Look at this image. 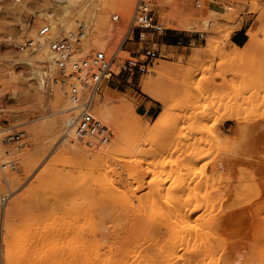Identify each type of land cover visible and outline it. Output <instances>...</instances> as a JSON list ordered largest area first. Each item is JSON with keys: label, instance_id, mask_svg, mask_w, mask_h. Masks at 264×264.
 <instances>
[{"label": "rangeland", "instance_id": "1", "mask_svg": "<svg viewBox=\"0 0 264 264\" xmlns=\"http://www.w3.org/2000/svg\"><path fill=\"white\" fill-rule=\"evenodd\" d=\"M85 1L95 39L121 15L119 42L136 0L127 13L111 0L72 10ZM59 9L0 0V149L4 164L15 162L0 165V264H264V0H158L167 29L143 41L131 32L125 50L154 46L161 57L131 82L126 73L106 82L91 109L100 131L79 142L64 134V89L35 87L5 60L16 53L6 33L30 36L42 12ZM246 20L258 36L248 53L231 42Z\"/></svg>", "mask_w": 264, "mask_h": 264}, {"label": "built area", "instance_id": "2", "mask_svg": "<svg viewBox=\"0 0 264 264\" xmlns=\"http://www.w3.org/2000/svg\"><path fill=\"white\" fill-rule=\"evenodd\" d=\"M205 1L196 0L197 7H202ZM20 2L12 0L13 4ZM65 4H60L59 11L42 12L43 16L39 15L38 19L40 25L30 36L6 33L3 46L6 52H16L11 56L5 55V60L12 64L10 73L26 75L31 85L40 89H64L69 97L65 130L71 132L90 127L93 122L92 106L106 82L114 77L121 81L123 73H126V81L131 82L135 76L148 73L161 57L160 50L154 46H148L136 55L126 51L129 34L136 32L139 40L143 41L147 31L161 33L167 27L155 9L158 0H136L130 27L119 42L115 43V37L111 35L121 21L119 13L111 15V24L103 28V36L95 39L92 31L94 17L92 11L88 12V1L67 13ZM198 36L206 40V32H199ZM181 40L182 37L179 43ZM44 46L48 49V58L41 59L39 51ZM123 52H128L130 56L124 57ZM16 136L12 133L7 139ZM14 165L13 160L5 163L3 171L14 168ZM7 196H1L4 202Z\"/></svg>", "mask_w": 264, "mask_h": 264}, {"label": "bare ground", "instance_id": "3", "mask_svg": "<svg viewBox=\"0 0 264 264\" xmlns=\"http://www.w3.org/2000/svg\"><path fill=\"white\" fill-rule=\"evenodd\" d=\"M57 1V3L58 4H62L63 2H65L66 4L64 5V9H65V12L67 13V12H69L70 11V9H72L73 7H76V6H78V4L82 1V0H56ZM113 3H115V2H117L118 4H119V6H123V9H124V13L126 12L127 13V11H128V9H130V1H132V0H111ZM93 2V1H92ZM93 4V3H92ZM91 6V5H90ZM92 7V6H91ZM95 7V6H94ZM48 16H50V15H48ZM248 35H249V39H248V41L246 42V44H244L243 46H235V48L236 49H238V50H241L242 52H244V53H248L249 51H251V50H253L254 48H255V46H256V44H257V40H258V36H257V34H256V32L253 30V29H250L249 30V32H248ZM40 51H41V57H42V59H46V58H48V49H47V47H41V49H40ZM168 65H164V64H162V65H159V70H160V72H165L167 69H168ZM156 72V71H155ZM143 91L144 92H146L148 95H150L151 97H154V98H157V95H156V93H155V91H154V85H153V83L151 82V81H145L144 82V84H143ZM103 115V114H102ZM102 117V116H101ZM230 118V117H229ZM233 118V117H232ZM262 122H259V124L260 125H258V126H260V127H258L259 129H261V124ZM101 124H103V119L101 118V123H99L98 125H93V126H91V127H88V128H85V129H83V130H78V131H76V130H73V131H71V132H66V133H64V134H67V135H69V136H72V137H74V139H75V141L76 142H79V141H84L86 138H88V137H91V136H97L98 135V133H99V131H100V128H101ZM65 127V126H64ZM262 127H264L263 125H262ZM264 129V128H263ZM262 130V129H261ZM61 131H62V129H61V127L60 126H58V127H56V132L58 133V134H60L61 133ZM263 131V130H262ZM20 133H22V132H20ZM68 145V144H67ZM2 160H3V157H2V155H1V149H0V165H2V164H4V162H2ZM1 179V178H0ZM2 181H4V180H2ZM4 182H6L7 184H11L12 183V176L11 177H9L8 179H6ZM119 188V187H118ZM112 189V188H111ZM115 189V188H114ZM119 189H121V188H119ZM116 190V189H115ZM116 192V191H115ZM0 199H1V197H0ZM6 209H8V208H6ZM172 212V211H171ZM175 213H176V211H174ZM174 212H172V213H174ZM168 213V212H167ZM178 213V212H177ZM5 214H6V210L3 212V214H2V220H4V216H5ZM140 215V214H139ZM170 215V214H169ZM170 217V216H169ZM179 217V216H178ZM181 217V216H180ZM167 218V217H166ZM164 221H165V219H163ZM170 220V219H169ZM173 220V219H172ZM183 220V219H182ZM186 220H188V217H187V219ZM211 220V219H210ZM175 221V220H174ZM142 222V221H141ZM167 222V221H166ZM176 222V221H175ZM210 222V221H209ZM60 223V222H59ZM170 223H171V220H170ZM177 223V222H176ZM222 223V222H221ZM220 223V226L222 225ZM71 224H72V222H71ZM175 224V223H174ZM178 224V223H177ZM185 224V223H184ZM200 223H198V225H199ZM216 224H217V222H216ZM63 225V224H62ZM141 225V224H140ZM179 225V224H178ZM58 226V225H57ZM68 226V225H67ZM181 226H183V225H181ZM180 226V227H181ZM218 226V225H217ZM55 227V226H54ZM202 227V226H201ZM60 228V227H59ZM58 228V229H59ZM141 228V227H140ZM61 229V228H60ZM59 229V230H60ZM62 229H63V227H62ZM64 229H65V227H64ZM174 229H176V227L174 228ZM189 229V228H188ZM216 229H217V227H216ZM66 230V229H65ZM71 230V229H70ZM69 230V231H70ZM73 230V229H72ZM179 230V229H178ZM67 231V230H66ZM185 231H186V229H185ZM204 231H205V228H204ZM217 231V230H216ZM58 232V231H57ZM60 232V231H59ZM48 233V232H47ZM64 233V232H63ZM178 233H180L179 231H178ZM60 234V233H59ZM195 234V233H194ZM42 235H48V236H50V237H52L51 236V234L49 235V233L48 234H42ZM187 235V234H186ZM188 235H190L189 233H188ZM187 235V236H188ZM183 236V235H182ZM191 236V235H190ZM184 237V236H183ZM42 238V237H41ZM45 238H46V236H45ZM182 238V237H181ZM47 239V238H46ZM195 239V238H194ZM38 240V239H37ZM48 240V239H47ZM175 240V239H174ZM183 240V239H182ZM185 240V239H184ZM187 240V239H186ZM38 242V241H37ZM179 242H181V241H179ZM186 242H188V240L186 241ZM175 243V242H174ZM183 243H185V242H183ZM200 243V242H199ZM174 244H173V241H172V246H173ZM181 245V244H180ZM184 245V244H183ZM182 245V246H183ZM174 247H175V245H174ZM173 247V248H174ZM71 251H73V250H71ZM77 251V250H76ZM172 251H174V250H172ZM67 253H69V252H67ZM73 253V252H72ZM77 253V252H76ZM173 253V252H172ZM56 254V253H55ZM57 254H59V253H57ZM71 254V253H70ZM134 254V253H133ZM210 254V253H209ZM71 255H73V254H71ZM74 255H75V253H74ZM74 255L72 256V257H74ZM197 255H199V254H197ZM51 256V255H50ZM76 256V255H75ZM77 256H79V253H77ZM173 256V255H172ZM188 256V255H187ZM193 256V255H192ZM191 256V257H192ZM195 256V255H194ZM202 256V255H201ZM56 257H58V255L56 256ZM62 258H64V257H62ZM62 258H60V259H62ZM75 258V257H74ZM173 258H174V256H173ZM172 258V259H173ZM190 258V257H189ZM194 258V257H193ZM54 259V258H53ZM57 259V258H56ZM59 259V258H58ZM76 259V258H75ZM78 259H80V257H78ZM129 259V258H128ZM192 260V259H191ZM194 260L196 261L197 259H196V257L194 258ZM55 261V260H54ZM170 261V260H169ZM56 262H58V261H56ZM186 262V261H185ZM188 262H190V261H187V263ZM49 263H51V261L49 262ZM222 263V262H221ZM41 264V263H40ZM122 264V263H121ZM183 264H184V262H183ZM186 264V263H185ZM200 264H201V262H200Z\"/></svg>", "mask_w": 264, "mask_h": 264}, {"label": "crops", "instance_id": "4", "mask_svg": "<svg viewBox=\"0 0 264 264\" xmlns=\"http://www.w3.org/2000/svg\"><path fill=\"white\" fill-rule=\"evenodd\" d=\"M248 21H244V23L242 24V26L240 28H238L237 30H235V32L232 34L231 36V42L232 44L235 46H243L244 44H246L245 42H247V34H248ZM179 39L180 37L177 36L173 39H166L165 43L169 46H175L176 44L179 43ZM247 40V41H246ZM243 44V45H242ZM148 102H153L151 100H148ZM148 102H144L143 106L145 108V113H148L150 108L152 107V104H148Z\"/></svg>", "mask_w": 264, "mask_h": 264}, {"label": "trees", "instance_id": "5", "mask_svg": "<svg viewBox=\"0 0 264 264\" xmlns=\"http://www.w3.org/2000/svg\"><path fill=\"white\" fill-rule=\"evenodd\" d=\"M170 39H173V38L170 37L168 40H170ZM242 45H243V44H242Z\"/></svg>", "mask_w": 264, "mask_h": 264}]
</instances>
